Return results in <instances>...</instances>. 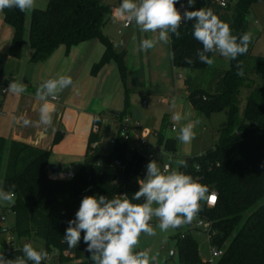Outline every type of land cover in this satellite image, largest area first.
Returning <instances> with one entry per match:
<instances>
[{
    "label": "trees",
    "instance_id": "1",
    "mask_svg": "<svg viewBox=\"0 0 264 264\" xmlns=\"http://www.w3.org/2000/svg\"><path fill=\"white\" fill-rule=\"evenodd\" d=\"M260 1L264 2L237 1L229 25L233 35L239 37L247 32L246 17ZM180 3L186 4L187 0ZM177 7L180 8L179 3ZM195 8H211L218 16L211 3L197 1ZM2 13L5 23L14 29L11 57L23 56L26 38L33 50V63L44 61L60 46L69 49L98 39L105 50L92 67V75L115 61L122 81H126L129 73L125 52H117L102 33L100 0H49L46 9L31 11L28 27L26 12L5 9ZM180 32L179 39L172 37L171 51L175 53L174 67L190 72L184 82L186 99L198 115L208 118L227 111L228 122L218 132V139L211 148L200 156L183 158L188 167L180 166L178 170L198 178L208 186L209 193L217 194L216 205L208 208L202 201L198 214L211 224L215 233L210 239L212 245L223 248L227 244L226 252L215 264H264V59L252 55L254 42L251 41L247 53L231 60L228 70L210 69L196 59V51L202 45L193 38L191 23L182 24ZM185 57L195 62L187 64ZM239 61L243 62V76L236 75ZM204 74L211 75L206 83L201 82L200 76ZM254 77L263 84L257 85ZM245 88L250 89V96L241 112L240 94ZM125 115L122 112L111 119L119 123ZM102 120L103 116H99L96 122L101 125ZM98 140L99 136L91 133L84 163L73 178L54 180L49 177V151L16 141L8 143L0 137V181L2 179L4 190L15 192L11 207L15 215L13 230L19 239L38 240L49 254L59 252L58 264H93L88 252L87 261H82L86 247L82 239L75 248H70L64 240L67 222L74 219L85 195L112 198L128 194L131 199L139 188L137 181L147 162L144 157L129 153L120 131L115 145L108 151L92 148ZM157 140V146H163L167 153H176V140L166 139L162 131L157 133ZM5 157V172L1 178ZM175 239L180 264H210L201 259L197 242L190 233L177 235ZM21 248L13 247L4 255L15 258L22 255ZM64 252L69 256H63ZM42 264L49 263L45 260Z\"/></svg>",
    "mask_w": 264,
    "mask_h": 264
},
{
    "label": "crops",
    "instance_id": "2",
    "mask_svg": "<svg viewBox=\"0 0 264 264\" xmlns=\"http://www.w3.org/2000/svg\"><path fill=\"white\" fill-rule=\"evenodd\" d=\"M100 1L102 4L103 0ZM197 1L216 2L195 0ZM114 7L116 6H101L104 21L102 33L112 42L117 52H125L129 73L125 82L121 79L115 61H110L97 75H92V67L100 61L105 50L98 39L69 49L60 46L44 61L33 63V50L26 38L23 56L20 59L11 57L9 51L14 29L5 23L3 13L0 12V85L19 81L26 87V91L18 96L9 92L0 93V137L8 143L16 141L49 151V166H60L64 173L75 174L83 165L97 117L103 116V122L108 127L110 122L115 123L109 111L125 112L131 123L139 128L138 132H145L146 139L151 136L149 125L153 120L152 135L156 146L157 133L162 131L166 139L177 141L174 157L180 160L195 157L182 153L179 149L182 143L177 138L182 124L188 120L195 122L197 118L196 111L186 99L184 82L190 72L174 67L170 55L171 44L158 43L152 49L141 50V40L152 38L154 34L143 33L134 24L125 28L123 22L114 21ZM180 10L183 11L182 8ZM31 11L26 12L27 27ZM222 21L230 25L231 16ZM120 41H123L122 46ZM60 75L71 76L73 86L60 92L57 100L49 98L55 105L51 126L35 123L39 120V109L43 103L36 98L37 87L45 80ZM144 97L151 98L157 105H167L169 113H165V109L152 108L153 112L140 116V104L143 103L144 107L146 105ZM173 103L175 107L172 106ZM156 112H159L158 116ZM173 112H180L186 119L174 122L171 118ZM20 116H25L34 123L23 126L22 123H17ZM170 131L175 133V137L169 136ZM161 155L165 157L169 154Z\"/></svg>",
    "mask_w": 264,
    "mask_h": 264
},
{
    "label": "clouds",
    "instance_id": "3",
    "mask_svg": "<svg viewBox=\"0 0 264 264\" xmlns=\"http://www.w3.org/2000/svg\"><path fill=\"white\" fill-rule=\"evenodd\" d=\"M35 4L36 0H0V12L5 9L28 12L34 10ZM112 17L126 26L134 24L143 33L154 34L152 38L141 40L143 51L154 48L158 43L171 44L173 36L177 39L181 37V25L190 22L193 38L202 45L196 51V59L209 66L214 64L215 55L236 60L247 53L252 41L248 32L239 37L233 35L229 24L211 8L196 9L195 0H187V5L181 4L180 0H120L118 6L112 9ZM170 55L175 58L174 52ZM184 59L187 64L195 62L191 57ZM236 69V75H244L242 61L237 62ZM72 86V77L65 75L39 84L35 95L43 103L39 109V120L35 123L51 126L55 105L50 99L56 100L60 92ZM4 91L18 96L26 91V87L19 81H10ZM172 106L175 107V104ZM171 118L177 123L186 119L180 112H173ZM17 123L30 126L34 122L20 116ZM198 124L199 121L191 120L182 124L178 140L184 144L191 143ZM180 166L187 168V161L181 160ZM146 169L145 176L138 179L139 188L131 199L128 194L112 198L96 194L82 198L74 219L67 222L64 233V240L70 248L77 247L82 239L93 264H158V253L136 250L142 234L156 235L151 221L155 218L158 221L156 227L161 232H167L191 223L202 210V201L213 202L215 195L209 194L208 186L186 172L162 170L155 159L148 162ZM14 199V191L0 189V202L11 204ZM141 200V203H133ZM19 251L22 255L15 258H6L4 252H0V264H28L29 261L31 264H42L50 258L46 250H37L31 243H24Z\"/></svg>",
    "mask_w": 264,
    "mask_h": 264
},
{
    "label": "rangeland",
    "instance_id": "4",
    "mask_svg": "<svg viewBox=\"0 0 264 264\" xmlns=\"http://www.w3.org/2000/svg\"><path fill=\"white\" fill-rule=\"evenodd\" d=\"M211 0H207V2H210ZM238 0H228L229 7L228 8H221L218 3L215 1H212V6L217 11L219 18L221 20L230 17L232 14V10L236 6ZM120 0H103L102 5H106V8L108 6H118ZM48 0H36L35 7L41 10H44L47 8ZM30 18V17H29ZM248 27L247 32L251 33L252 35V42H254V46L252 49V55L255 58H263L264 59V35L262 34V31L264 30V2L260 1L257 2L253 7L250 13L246 17ZM214 64L208 67L210 69H219V70H228L230 68L231 59H227L224 57H221L219 55H215L213 57ZM120 74V73H119ZM201 77V82L206 83L210 80L211 75L210 74H204V76ZM256 79L257 85H262L263 82L261 79ZM250 96V89H242L240 94V111L242 112L244 110V107L247 103V100ZM145 99V107L142 106L143 103L140 104V111L138 112L140 116H145L148 112H153L151 110L152 108H158V109H165V113H169L170 110L167 105L162 106L161 104L157 105L154 103L153 100L148 99L147 97H144ZM142 106V107H141ZM159 112H156V115L158 116ZM162 114V113H161ZM197 114V113H196ZM151 118H154L151 117ZM196 121H199V124L195 127L194 131L196 132L195 139L191 141V143L184 144L182 143L179 145V149L182 150V153L190 154L191 156H198L203 151H206L207 149L211 148L213 144L215 143L218 132L227 126L228 122V112L223 111L221 113L213 114L211 117H205L202 115L197 114ZM110 130L105 132V140L116 138L117 136V125L114 122H110L109 124ZM150 130L153 132V126L154 122L153 120L150 121ZM152 128V129H151ZM157 128H159L157 126ZM144 130V129H143ZM151 132V136L146 139L149 145L156 146V141L154 140ZM175 133L170 131L169 136L175 137ZM181 143V142H180ZM162 153L156 152L154 159L157 161L158 166L163 168L165 164H169L174 169H179L180 167V159L173 156V154L162 156ZM181 154V152H180ZM171 155V156H170ZM149 161L146 162L145 167L143 169V175L141 178H143L146 174V166ZM5 166H6V157L2 165L1 169V178L4 176L5 172ZM2 179L0 181V189H3V183ZM4 190V189H3ZM264 202V200H263ZM262 204L259 203L258 206ZM13 203L9 204L7 202H0V252L2 251H8L13 247H22L24 243H31L33 247H35L37 250L43 249L42 244L38 240H32L27 241L23 239H19L18 236L14 232V226H15V215L11 210ZM1 217L4 218V220H1ZM195 219L190 224H185L181 227H178L176 229H169L167 232H161L158 227H156V224L158 221L153 219L151 221L153 227L155 228L156 235L154 236H148L146 234H142L140 237V242L137 246V251L140 250H149L152 254L158 253V264H180V260L178 257V254L176 252V239L175 237L177 235H182L184 233H190L193 238L196 240L200 257L210 264H215L218 261V258L212 257L211 249L214 247L211 243V236L210 233L196 228ZM2 224L5 225V227L2 226ZM227 244L222 248V254L226 252ZM175 251L174 258L170 260L171 253ZM223 256V255H222ZM49 264H56L53 260L49 261Z\"/></svg>",
    "mask_w": 264,
    "mask_h": 264
},
{
    "label": "built area",
    "instance_id": "5",
    "mask_svg": "<svg viewBox=\"0 0 264 264\" xmlns=\"http://www.w3.org/2000/svg\"><path fill=\"white\" fill-rule=\"evenodd\" d=\"M216 3H218V5L221 8L225 9L228 7V0H216ZM130 25L131 24H128L126 26L125 23L123 22V26L125 28H128ZM262 34L264 35V30L262 31ZM8 86H9V82L2 83L0 85V93L6 94L7 92L4 91V89H7ZM97 118L95 119V122L93 124L92 133L95 135H98L99 140L92 144V148H99L101 151L105 152V151H108L110 148H112L115 145L116 138H111V139L105 140V132L109 131L110 127L105 125V123H104L105 121L103 122V120H102L101 125H99L96 122ZM116 124H117L118 131H120V135L124 138V140L127 143V147H128L130 154H140L144 157V159L146 161L153 160L156 152H159L162 154H167V152L165 151L163 146L149 145L148 142L146 141L145 132H142V131L138 132L139 128L136 125L131 123V120L128 116H124L121 119V121L119 123H116ZM165 168H167L168 170H172V168L169 164H165L163 166L162 170ZM49 177L51 179H54V180H66V179L73 178L74 174L71 172H67V173L60 172L58 174L49 173ZM209 194L210 195L214 194L215 200L211 204L206 202L205 206L208 208H213L217 203V194L214 191L209 193ZM1 220H4V218L1 217ZM194 223H195L196 228H199V229H202V230L209 232L210 236H213L215 234L212 227H211V224L205 220H202L199 216H197L195 218ZM86 253H87V251H86V247H85V249L83 250V253H82L83 254L82 261H87V259L85 257ZM211 254H212V257L220 259L223 255L222 254V248H218L215 246L212 247ZM60 255L61 254L57 251L52 252L51 254H49L50 258L47 260V262L49 263L50 260H53L56 264H58V259H59ZM62 255L63 256H69V254L66 252L62 253Z\"/></svg>",
    "mask_w": 264,
    "mask_h": 264
},
{
    "label": "water",
    "instance_id": "6",
    "mask_svg": "<svg viewBox=\"0 0 264 264\" xmlns=\"http://www.w3.org/2000/svg\"><path fill=\"white\" fill-rule=\"evenodd\" d=\"M109 115H111L113 117H119L120 113L116 112V111H109ZM49 171L51 174H58L62 171V168L60 166H57V165H50ZM3 227H5V225H3ZM174 255H175V251H173L171 253L170 260H172L174 258Z\"/></svg>",
    "mask_w": 264,
    "mask_h": 264
},
{
    "label": "snow or ice",
    "instance_id": "7",
    "mask_svg": "<svg viewBox=\"0 0 264 264\" xmlns=\"http://www.w3.org/2000/svg\"><path fill=\"white\" fill-rule=\"evenodd\" d=\"M212 199H213V201H214V200H215V197H213Z\"/></svg>",
    "mask_w": 264,
    "mask_h": 264
}]
</instances>
